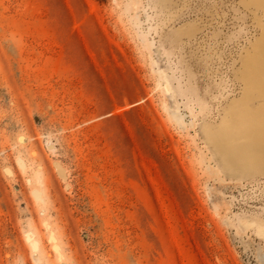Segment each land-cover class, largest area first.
<instances>
[{"label": "rangeland", "instance_id": "1", "mask_svg": "<svg viewBox=\"0 0 264 264\" xmlns=\"http://www.w3.org/2000/svg\"><path fill=\"white\" fill-rule=\"evenodd\" d=\"M247 73L264 0H0V264H264Z\"/></svg>", "mask_w": 264, "mask_h": 264}, {"label": "bare ground", "instance_id": "2", "mask_svg": "<svg viewBox=\"0 0 264 264\" xmlns=\"http://www.w3.org/2000/svg\"><path fill=\"white\" fill-rule=\"evenodd\" d=\"M253 2L258 3L259 0ZM243 76L244 97L232 106L236 121H226L217 130L206 126L204 135L207 140L220 141L224 150L239 159L238 162L254 165L264 161V78L249 73ZM254 97L262 98L263 103L256 110H251L250 101Z\"/></svg>", "mask_w": 264, "mask_h": 264}]
</instances>
